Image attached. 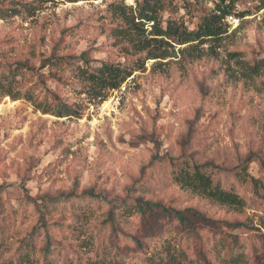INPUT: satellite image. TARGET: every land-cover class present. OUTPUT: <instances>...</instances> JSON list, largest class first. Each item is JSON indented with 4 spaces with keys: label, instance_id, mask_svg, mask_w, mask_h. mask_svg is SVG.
I'll list each match as a JSON object with an SVG mask.
<instances>
[{
    "label": "rangeland",
    "instance_id": "374dc122",
    "mask_svg": "<svg viewBox=\"0 0 264 264\" xmlns=\"http://www.w3.org/2000/svg\"><path fill=\"white\" fill-rule=\"evenodd\" d=\"M115 2L137 0H0V264H147L131 239L111 242L102 226L109 200L128 195L199 213L214 262L227 260L216 231L239 237L244 252L235 264L264 263V198L252 183L264 184V7L234 0V12L247 15L227 20L222 37L148 60L120 88L104 89L102 101L86 92L82 53L92 61L138 57L125 58L110 36ZM174 2L170 10L184 4ZM191 2V14L181 7L163 15L183 14L195 27L198 5L215 0ZM53 95L74 112L35 106ZM183 162L216 165L245 206L177 182L174 164ZM32 200L51 201L49 237ZM122 212L129 225L137 219Z\"/></svg>",
    "mask_w": 264,
    "mask_h": 264
},
{
    "label": "trees",
    "instance_id": "16d2710c",
    "mask_svg": "<svg viewBox=\"0 0 264 264\" xmlns=\"http://www.w3.org/2000/svg\"><path fill=\"white\" fill-rule=\"evenodd\" d=\"M76 2L80 0H68ZM260 8L264 0H258ZM174 0H137L136 5L125 2H115L110 5L111 13L116 22L110 28V36L122 44L125 58L138 55L134 60L115 62L110 59L92 61L88 52H83L80 61L85 66L80 67L83 81L86 82V92L93 97L101 96L106 99L104 89H118L136 71L146 68L150 59L162 61L171 55L170 49L178 45L196 47L210 40H218L229 30L227 22L229 15L244 17L246 12H234V0H215L213 7L200 9L197 24L192 27L184 19L183 14L165 17L163 12L179 13L180 8L191 14V0H184L183 6L175 10ZM194 14H192V17ZM79 59L75 57V59ZM53 100H40L35 106L44 113L57 116L70 115L74 112L71 104L63 101L60 96L53 95ZM176 166L175 180L183 186H188L199 194L221 204L243 208L246 199L232 188L223 186L217 176L216 165L212 163L188 164L183 162ZM254 191L264 198V184L256 178L252 179ZM0 190L2 187L0 186ZM262 193H261V192ZM92 196V195H91ZM95 196V194H93ZM36 204L39 211V226L50 236L47 227V213L44 210L51 205L50 200ZM109 209L105 213L102 226L106 227L107 240L115 242L125 236L134 244L136 251L142 252L147 264H218L210 258L201 231L204 230L196 218L199 213L189 214V210H181L161 201H152L143 196L128 195L124 199L109 200ZM57 209L54 204L52 210ZM122 208L136 215L132 225L127 224L122 216ZM203 215V214H202ZM208 218V217H207ZM203 215V220L205 221ZM209 219V218H208ZM129 220V218L127 219ZM211 227V226H210ZM209 227V228H210ZM213 238L220 245L224 264H235L242 257L244 246L239 237L226 233L220 238ZM48 249L50 247L48 246ZM117 264V262H116ZM258 264H264L259 262Z\"/></svg>",
    "mask_w": 264,
    "mask_h": 264
},
{
    "label": "built area",
    "instance_id": "2783aa9c",
    "mask_svg": "<svg viewBox=\"0 0 264 264\" xmlns=\"http://www.w3.org/2000/svg\"><path fill=\"white\" fill-rule=\"evenodd\" d=\"M227 20H228L230 23H233L234 25H235V24H238L239 21H240V19H239L236 15H234V14L229 15L228 18H227Z\"/></svg>",
    "mask_w": 264,
    "mask_h": 264
}]
</instances>
